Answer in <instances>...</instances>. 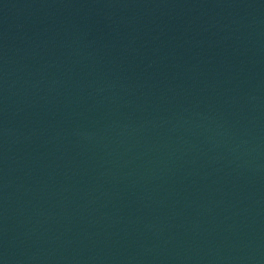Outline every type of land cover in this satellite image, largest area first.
<instances>
[{"label":"water","instance_id":"water-1","mask_svg":"<svg viewBox=\"0 0 264 264\" xmlns=\"http://www.w3.org/2000/svg\"><path fill=\"white\" fill-rule=\"evenodd\" d=\"M0 264H264V0H0Z\"/></svg>","mask_w":264,"mask_h":264}]
</instances>
